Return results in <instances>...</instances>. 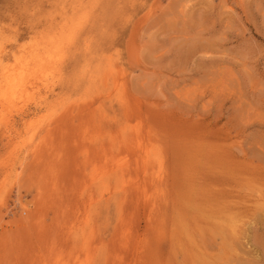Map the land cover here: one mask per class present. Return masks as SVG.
Wrapping results in <instances>:
<instances>
[{"label":"rangeland","instance_id":"rangeland-1","mask_svg":"<svg viewBox=\"0 0 264 264\" xmlns=\"http://www.w3.org/2000/svg\"><path fill=\"white\" fill-rule=\"evenodd\" d=\"M5 66L0 264H264V0H0Z\"/></svg>","mask_w":264,"mask_h":264},{"label":"bare ground","instance_id":"bare-ground-1","mask_svg":"<svg viewBox=\"0 0 264 264\" xmlns=\"http://www.w3.org/2000/svg\"><path fill=\"white\" fill-rule=\"evenodd\" d=\"M30 59H32V58H30ZM22 65L24 64H26V63H21ZM14 66V65H13ZM31 66V65H30ZM5 67H7V66H5ZM15 67V66H14ZM18 67V66H17ZM17 67H16V69H17ZM20 67V66H19ZM22 67V66H21ZM23 67H25V66H23ZM10 68V67H9ZM8 67L5 69V70H3V72L6 74V73H8L7 75H6V77L4 78V80L5 81H3V82H5L6 83V87L4 86H0V88L2 87V89L0 90V91H3V94L5 95L7 92L9 93H11V92H13V91H15L16 90V88H19L20 86H22V85H24V75H22V74H20V73H18L17 71V74H9L10 72V70L11 71H14L13 69H9ZM18 69H20V68H18ZM22 69V68H21ZM21 69H20V71H21ZM28 70V69H27ZM26 69H25V72L27 71ZM24 71V70H23ZM27 73V72H26ZM86 75V74H85ZM4 76V75H3ZM80 78H82V77H80ZM85 78V77H84ZM1 82V81H0ZM3 84V83H2Z\"/></svg>","mask_w":264,"mask_h":264}]
</instances>
